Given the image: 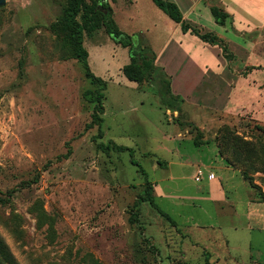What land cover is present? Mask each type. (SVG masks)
<instances>
[{
  "label": "rangeland",
  "instance_id": "obj_1",
  "mask_svg": "<svg viewBox=\"0 0 264 264\" xmlns=\"http://www.w3.org/2000/svg\"><path fill=\"white\" fill-rule=\"evenodd\" d=\"M107 1L134 46L155 55L180 26L152 0ZM218 6L202 0L197 11L209 30ZM67 7L6 0L0 8V254H8L0 264H264V229L249 227L243 211L251 199L264 203V26L243 33L239 57L220 56L218 85L194 88L190 99L168 93L163 73L128 80L129 48L104 28L86 35L89 67L106 82L99 126L96 86L63 26ZM252 9L238 4L237 29L264 16ZM198 131L205 146L194 143ZM109 144L131 151L103 149ZM215 147L236 171L211 168ZM199 169L222 177L228 202L197 190L207 183L194 181ZM147 181L173 223L149 202L133 209Z\"/></svg>",
  "mask_w": 264,
  "mask_h": 264
},
{
  "label": "crops",
  "instance_id": "obj_2",
  "mask_svg": "<svg viewBox=\"0 0 264 264\" xmlns=\"http://www.w3.org/2000/svg\"><path fill=\"white\" fill-rule=\"evenodd\" d=\"M167 1L174 2L178 5V7L180 8L183 14L184 20L187 23H189L192 27L200 29L203 33H207V32L214 33L220 38H222L224 41H226L230 52H232V54H234L235 57H239V53L238 52L236 53V49L238 51V45H239L238 41H242L241 40L242 38L240 37H242L243 33L249 31L254 32L264 26V16H262L259 22L257 23L254 22V25H247L250 19L246 18L245 21L241 22L242 26L240 29H237L235 27V25L238 24L237 20L240 18L236 16L237 13L236 7L238 6V4L243 2H248L250 6H252L253 8L252 10L249 11H254L258 5L260 7H264V0H219L220 6L218 7L223 9L229 16L225 21V25H219L218 23H216L215 19H210L211 25L214 26V28L210 30L207 27L203 26V24L199 20L200 13H197L198 9H200L199 7L201 5L202 0H167ZM158 15L160 16L161 14L158 13ZM216 26L221 28L220 30L222 31L223 34L226 35V37L223 34H220L219 32L216 31L218 30ZM218 33L220 35H218ZM238 33L239 36L237 35ZM170 37H171L170 39L169 38L166 39L167 42L169 40L170 42L166 43L165 46L162 47L160 51H156L157 53H156L155 66L157 69L161 70L162 72L164 71L163 73L167 77H169L171 94L177 97H185L187 99H190L195 97L196 94H198V91L193 90L194 88H197L198 90L200 87L206 89V85L208 83H211L213 79L218 85V79H219L218 77L219 75H222L219 70V68L221 67L220 56L223 55L221 48L218 45L209 44L207 42L202 41L198 36L192 34L191 32L184 33L181 29V25L176 29L174 37L172 38V35ZM171 42H173V44H170ZM212 54L214 55L212 56ZM168 55L171 56L170 59H168L167 57ZM211 57H214V60ZM175 59H177L178 61L177 64L174 66L173 62ZM222 66L223 68H228L227 70H230V66L227 65L226 61H223ZM249 74H251V72ZM201 146H205V145H201ZM215 148L216 151L214 155V161L211 160L212 162H210L211 168L215 167L218 170H221L226 174L227 173L229 174V172H231V170L234 169L226 166L224 160L218 154L217 147ZM176 151L179 152V150ZM217 155L219 156V159ZM179 164H182V162H179ZM210 174L214 175L213 179L209 178ZM203 176L204 179L202 177L201 181L205 180V182L207 183L203 186L202 185L198 186L197 190L208 191L209 188L211 194L214 196L212 197L213 200L217 199L228 202L226 194L223 189L224 186L222 183V177L217 175V173L211 169L208 170V174H203ZM194 181L197 182L195 180V177H194ZM157 188L158 186L155 187L157 197L162 198L166 196V194L163 195L164 193L161 188L159 189ZM195 197L194 199L193 198H187V199L199 200L204 202L209 201L208 198H201V197L195 198ZM236 206H237V209L235 210L236 214L241 215V213L238 210V204H236ZM243 211H245V215L247 217L249 227H252L251 224L254 222L256 225L261 226V228L264 229V203L253 202L251 199L246 204V209H244Z\"/></svg>",
  "mask_w": 264,
  "mask_h": 264
},
{
  "label": "trees",
  "instance_id": "obj_3",
  "mask_svg": "<svg viewBox=\"0 0 264 264\" xmlns=\"http://www.w3.org/2000/svg\"><path fill=\"white\" fill-rule=\"evenodd\" d=\"M152 1L171 20L180 24L184 33L191 32L204 42L218 45L220 48L222 47V54L228 58V60L232 61L233 54L229 51L227 43L214 33H203L200 29L192 27L184 20L183 14L176 3L167 0ZM211 13L214 16L216 23L219 25H225V21L229 15L223 9L220 7H212ZM63 22L64 28L70 33V43L73 48L74 57L81 63L85 71V77L89 79L94 86H96V89L91 93L93 101L96 102L92 120L99 126H101L104 122V119L100 115L104 113V105L102 101L105 98L103 92L106 88V82L102 78L97 77L89 67V52L84 45L86 35L91 36L100 28H104L106 34H108L117 44H120L125 48H129L130 62L123 67V74L130 81L141 84L144 81H151V78H154V72L155 75L163 73L155 66V53L141 44L134 46L131 37L120 30L113 18V10L109 6L107 0H68V7L64 12ZM168 93H171L169 83ZM102 136L103 135L100 132V137ZM199 136H201L200 131H198L194 140L196 146L204 144L197 140ZM103 149L123 151L128 148L115 144H109ZM128 150L131 151V149ZM132 163L135 165L137 164L133 159ZM141 172L147 180L148 177L143 168H141ZM242 176L246 179L243 173ZM147 188L148 191L138 197L137 203L133 209H135L141 202H149L152 207L156 208L162 215L166 216L167 219L173 223L174 221L170 217L157 208L153 195V185L149 181H147ZM7 257L8 254L2 252L0 254V263L7 260Z\"/></svg>",
  "mask_w": 264,
  "mask_h": 264
},
{
  "label": "built area",
  "instance_id": "obj_4",
  "mask_svg": "<svg viewBox=\"0 0 264 264\" xmlns=\"http://www.w3.org/2000/svg\"><path fill=\"white\" fill-rule=\"evenodd\" d=\"M203 174H204V172H203L202 170H198V171H197V174H196V176H195V180H196L197 182L201 181V179H202V177H203ZM209 178H210V179H213V178H214V175H213V174H210V175H209Z\"/></svg>",
  "mask_w": 264,
  "mask_h": 264
},
{
  "label": "water",
  "instance_id": "obj_5",
  "mask_svg": "<svg viewBox=\"0 0 264 264\" xmlns=\"http://www.w3.org/2000/svg\"><path fill=\"white\" fill-rule=\"evenodd\" d=\"M6 5V0H0V8Z\"/></svg>",
  "mask_w": 264,
  "mask_h": 264
}]
</instances>
